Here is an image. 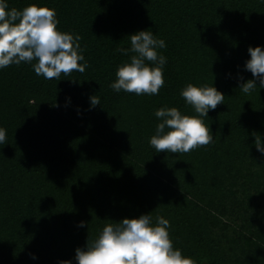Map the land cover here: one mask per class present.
Wrapping results in <instances>:
<instances>
[{
    "label": "trees",
    "instance_id": "trees-1",
    "mask_svg": "<svg viewBox=\"0 0 264 264\" xmlns=\"http://www.w3.org/2000/svg\"><path fill=\"white\" fill-rule=\"evenodd\" d=\"M29 3L79 33L88 67L59 81L30 63L0 69V264H76L106 223L149 211L196 264H264V88L246 94L237 80L252 78L248 47L264 46V0H8ZM141 29L167 45L158 95L110 87L131 55L118 49ZM212 81L225 94L204 118L213 142L157 153L155 110L194 114L181 89Z\"/></svg>",
    "mask_w": 264,
    "mask_h": 264
},
{
    "label": "clouds",
    "instance_id": "clouds-1",
    "mask_svg": "<svg viewBox=\"0 0 264 264\" xmlns=\"http://www.w3.org/2000/svg\"><path fill=\"white\" fill-rule=\"evenodd\" d=\"M59 23L54 7L29 3L22 9L9 8L8 0H0V69L30 63L36 75L57 81L62 73L67 76L74 71L85 72L88 62L80 44L81 36L60 30ZM128 36L130 47L118 51L131 55L117 67L110 87L115 92L158 95L165 84L167 57L159 51L167 47L165 40L148 29ZM248 53L244 69L251 72L252 78L245 81L242 74L237 75L239 87L246 94L257 89V85L264 88V46H249ZM181 96L192 106L194 114L183 113L175 106L155 110L159 122L149 143L157 153H187L213 142L210 123H205L204 118L209 117V110L224 103L225 94L212 81L210 85L188 83L181 89ZM90 104H100V98L90 96ZM6 139L7 130L0 126V144L4 145ZM254 141L256 150L264 154L261 135L254 136ZM111 221L115 222L106 223L98 236L87 238L84 246L75 248L76 264H196L174 246L169 233L171 224L164 216L154 219L149 211ZM78 226L85 224L81 221ZM32 258L37 259L35 254ZM59 264H73V260H61Z\"/></svg>",
    "mask_w": 264,
    "mask_h": 264
}]
</instances>
